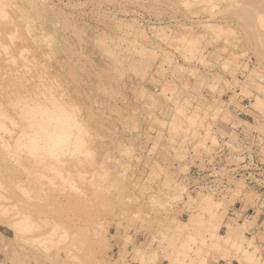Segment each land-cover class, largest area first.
Wrapping results in <instances>:
<instances>
[{
  "label": "rangeland",
  "instance_id": "1",
  "mask_svg": "<svg viewBox=\"0 0 264 264\" xmlns=\"http://www.w3.org/2000/svg\"><path fill=\"white\" fill-rule=\"evenodd\" d=\"M0 26V264H264V188L183 184L222 144L264 162V0H0ZM216 93L249 105L240 140L212 130Z\"/></svg>",
  "mask_w": 264,
  "mask_h": 264
},
{
  "label": "built area",
  "instance_id": "2",
  "mask_svg": "<svg viewBox=\"0 0 264 264\" xmlns=\"http://www.w3.org/2000/svg\"><path fill=\"white\" fill-rule=\"evenodd\" d=\"M233 152L225 144L215 146L210 156L203 157V165L195 161L183 176L185 190L192 193H222L243 179L248 184L264 188V162L259 161L253 151L240 147L234 154L238 161L230 162L228 154Z\"/></svg>",
  "mask_w": 264,
  "mask_h": 264
},
{
  "label": "bare ground",
  "instance_id": "3",
  "mask_svg": "<svg viewBox=\"0 0 264 264\" xmlns=\"http://www.w3.org/2000/svg\"><path fill=\"white\" fill-rule=\"evenodd\" d=\"M233 1L235 2V0H233ZM10 15H11V14H10ZM12 15H13V14H12ZM12 17H13V16H12ZM14 17H15V16H14ZM14 17H13V18H14ZM8 18H9V17H8ZM4 24H5V23H4ZM16 24H17V23H16ZM9 26H11V24H10ZM0 27H1V26H0ZM3 27H4V26H3ZM1 86H2V85H1ZM1 86H0V87H1ZM3 86H4V85H3ZM13 87H14V86H13ZM17 87H18V86H17ZM6 88H7V87H6ZM10 88H11V87H10ZM14 88H15V87H14ZM0 90H1V89H0ZM14 91H15V90H14ZM3 92L5 93L4 90H3ZM9 92H10V91H8L7 94H10ZM60 92H61V90H60ZM1 93H2V92H1ZM14 93H15L16 95H18V92H17V93L14 92ZM5 94H6V93H5ZM1 95H2V94H1ZM13 95H14V94H13ZM13 95L11 94V96H12L11 99H10V96H8V95H5V96H6L7 98L9 97V99L12 100V99H14V97H17V96H13ZM18 96H19V95H18ZM0 98H1V97H0ZM17 99H18V98H17ZM17 99H16V100H17ZM6 100H7V99H6ZM18 100H19V99H18ZM57 100H58L57 102H62L61 104H63V105H64L63 107H65V102L63 103V101H62L61 99H60V100L57 99ZM51 101H53V99H52ZM51 101H50V102H51ZM7 102L9 103V101H7ZM7 102H6V103H7ZM15 102H16V101H15ZM18 102H21V100L18 101ZM18 102H17V103H18ZM12 103H13V102L11 101V104H12ZM37 103L39 104V102H37ZM51 103H52V102H51ZM54 103H55V105H56V100H55V99H54ZM0 104H1V103H0ZM4 104H5V102H4ZM43 104H44V102L41 103V106H43ZM48 104H50V103L48 102ZM59 104H60V103H59ZM15 105H17V104L15 103ZM20 105H22V104H20ZM39 105H40V104H39ZM44 105H47V103L44 104ZM66 105L68 106V103H66ZM12 106H14V105H12ZM35 106H36V105H35ZM35 106H34V107H35ZM41 106H40V107H41ZM50 106H51V105H50ZM52 106H54V105H52ZM56 106H58V104H57ZM61 106H62V105H61ZM67 106L65 107L66 109L68 108ZM70 106H71V105H70ZM0 107H1V106H0ZM17 107H19V105H18ZM36 107H37V106H36ZM36 107H35V108H36ZM43 107H44V106H43ZM58 107H59V106H58ZM48 108L51 109V110H49V113H48ZM48 108H47V106H46V110H47V111H46V114L48 113L46 117L43 115V114L45 113V111H43V109L40 110L41 112L43 111V113H39V112H40V111H39L37 116H41V115L44 116L45 119L42 118V119H43V122H47V123H49L48 125L46 124L47 126H46V128H45V127H44V128L47 129V128L49 127L48 129H49L50 131L55 132L54 134L56 135V137H54V138H52V139L50 140V148L52 149V147H53L55 150H57V148L62 147V146L64 145V143H66V142L69 143V142H68V137H69V134L72 133V132H69V131H70V127H69V126H70V121H68L69 118H68V116H65V115L67 114L66 112L68 111V109H67V110L65 109V110H66V111H65V115H63L64 113L62 114V111H60V112L57 111V112H56L55 110H56L57 108L54 107V108H56L55 110L53 109L54 112H55V114L53 113V114L50 115V111H52V108H53V107H52V108L48 107ZM60 108H61V107H60ZM73 108H74V107H73ZM11 109H12V108H11ZM33 109H34V108H33ZM36 109H37V108H36ZM39 109H40V108H39ZM39 109H38V110H39ZM1 110H3V109H1ZM1 110H0V111H1ZM8 110H9V109H8ZM20 110H21V109H20ZM38 110H37V111H38ZM59 110H60V109H59ZM3 111H5V110H3ZM10 111H12V110H10ZM15 111H16V110H15ZM18 111H19V109H18ZM27 111H28V110H27ZM32 111H33V110H32ZM74 111H75V110H74ZM22 112H23V111H22ZM33 112H34V111H33ZM35 112H36V110H35ZM35 112H34V113H35ZM1 113H2V111H1ZM4 113H7V112H4ZM14 113H15V112H14ZM36 113H37V112H36ZM36 113H35V114H36ZM15 114H16V113H15ZM39 114H41V115H39ZM4 115H5V114H4ZM6 115H7V114H6ZM13 115H14V114H13ZM13 115H11V116H13ZM17 115H20V114H17ZM17 115H16V117H17ZM21 115H22V114H21ZM27 115H28V114H27ZM27 115H26V116H27ZM32 115H33V113H32L31 115L29 114V116H32ZM67 115H68V114H67ZM2 116H3V115H2ZM9 116H10V115H8V117H7L8 120H9ZM33 116H34V115H33ZM0 117H1V115H0ZM3 117H4V116H3ZM3 117H2V118H3ZM5 117H6V116H5ZM21 117H22V116H21ZM19 118H20V117H19ZM33 118H34V117H33ZM33 118H32V119H33ZM37 118H39V117H37ZM4 119H5V118H4ZM30 119H31V118H30ZM42 119H41V120H40V119H37L38 121H37L36 124L39 123L38 125H40V121H42ZM6 120H7V119H6ZM8 120H7V121H8ZM12 120H14V119L12 118ZM28 120H29V118H27L26 121H28ZM35 120H36V117H35V119L33 120V122H34ZM73 120H74V119H73ZM73 120H71V121H72V122H75V124H76V121H75V120L73 121ZM0 121H1V118H0ZM20 121H21V120H20ZM1 122H2V121H1ZM1 122H0V123H1ZM8 122H11V121L9 120ZM30 122H31V121H30ZM34 124H35V123H34ZM42 124H43V123H42ZM75 124H74V125H71V127L73 126V128H74ZM77 124H79V121L77 122ZM77 124H76L75 128H77L78 126L81 128L82 125L80 124L81 126H80V125L77 126ZM0 125H1V124H0ZM20 125H23V124L21 123ZM28 125H29V123H28L27 125L25 124V126H27V127H28ZM31 125H32V124H31ZM13 126H15V125H13ZM35 126H36V125H35ZM43 126H45V125L43 124ZM29 127H30V125H29ZM37 127H38V126H37ZM37 127L32 126V128H33L34 130H36L35 128H37ZM39 127H41V126H39ZM68 127H69V128H68ZM0 128H1V126H0ZM4 128H5V127H4ZM22 128H23V127H22ZM42 129H43V128H42ZM78 129H79V128H78ZM82 129H83V128H82ZM1 130H2V129H1ZM20 130H22V129H20ZM20 130H18V132H19ZM67 130H69V131H67ZM28 131H29V130H28ZM41 131H43V130H41ZM41 131H38V132H40L39 134H35V132H34V134L37 135V137H36L37 141H35V143H39V142H38V141H39L38 139H40L41 136H42V135H41ZM46 131H48V130H46ZM65 131H67V135H68V136L66 137V139H65V138H62V135H63V133H65ZM9 132H10V131H9ZM24 132H25V131H24ZM24 132H23V133H24ZM38 132L36 131V133H38ZM53 132H52V133H53ZM19 133H20V132H19ZM19 133H17V134L19 135ZM30 133H32V132H30ZM46 133H48V132H45V130H44V134H45V135H46ZM52 133H51V134H52ZM20 134H21V133H20ZM25 134L28 135V132H25L24 135H25ZM34 134H33L32 136H34ZM44 134H43V136H45ZM8 135H9V134H8ZM27 135H26V137H27ZM38 135H39V136H38ZM40 135H41V136H40ZM65 135H66V134H64V136H65ZM47 136H49V135H47ZM47 136H46L45 138H48ZM51 136H53V135H51ZM15 137H16V136H15ZM20 137H22V136H20ZM20 137H17V138H20ZM30 137H31V135H30ZM38 137H39V138H38ZM32 138H33V137H32ZM32 138H30V139H32ZM43 138H44V137H43ZM25 139H26V138H25ZM34 139H35V138H34ZM36 139H35V140H36ZM48 139H49V138H48ZM40 140H41V139H40ZM2 141H3V140H2ZM2 141L0 140V142H2ZM17 141H19V139H18ZM22 141H23V140H22ZM47 141L49 142V140H47ZM47 141H46V142H47ZM5 142H6V141H5ZM20 142H21V141H20ZM40 142H43V140H41ZM44 142H45V141H44ZM6 143H7V142H6ZM13 143L15 144V142H13ZM26 143H27V141H26ZM21 144H22V143H21ZM30 144H31V143H30ZM41 144H42V143H41ZM43 144H44V143H43ZM45 144H46V143H45ZM47 144H48V143H47ZM9 145H10V144H9ZM48 145H49V144H48ZM4 146H5V145H4ZM6 146H7V145H6ZM33 146H34V143H33ZM36 146H38V148H39V145H38V144H36ZM36 146H35V147H36ZM43 146H44V145H43ZM51 146H52V147H51ZM65 146H66V144H65ZM65 146L62 147V148H63V149H67V148H69V147H68V144H67V147H66V148H65ZM12 147L14 148L13 145H12ZM21 147H22V146H21ZM25 147H26V146H25ZM41 147H42V146H41ZM4 148H5V147H4ZM42 148H43V149H42ZM42 148H41V151H43L44 148H45V150H46V146H44V147H42ZM62 148H60L61 151H62ZM0 149H1V148H0ZM47 149H48V151H49L48 146H47ZM51 149H50V150H51ZM14 150H15V149H14ZM71 150H72V149H71ZM75 150H77V149H75ZM16 151H17V150H16ZM30 151H31V150H30ZM66 151H67V150H66ZM12 152H13V151H12ZM18 152H19V151H18ZM32 152H34V151H32ZM54 152H56V151H54ZM67 152H68V151H67ZM74 152H75V151H74ZM0 153H1V151H0ZM10 153H11V152H10ZM15 153H16V152H15ZM49 153H50V152H49ZM51 153L53 154V151H52ZM59 153H60V152H56V153H54V154H53L54 157H55V158L59 157L58 155H57V156L55 155V154H59ZM13 155H14V154H13ZM27 155H28V154H27ZM33 155H35V154H33ZM33 155H31V156H33ZM36 155H37V154H36ZM47 155H49V154H47ZM14 156H15V155H14ZM38 156H41V155H38ZM64 156H65V155H64ZM66 156H69V155L67 154ZM5 157H7V156H5ZM17 157H18V156H17ZM27 157H28V156H27ZM27 157H26V158H27ZM41 157H42V156H41ZM60 157H61V159H62V157H63V156H61V153H60ZM9 158H11V157L9 156ZM63 158H64V157H63ZM64 159H65V158H64ZM6 160L10 161L9 159H6ZM6 160H4V158H3V159L1 158L0 161H1V162L3 161V162L5 163ZM14 160H16V159H14ZM19 160H21V158H20ZM32 160H33V158H32ZM8 161H7V162H8ZM36 161H37V160H36ZM39 161H40V159H39ZM41 161H42V160H41ZM57 161H59L58 158H57ZM19 162H20V161H19ZM46 162H47V161H46ZM60 162L62 163L63 161H60ZM4 163H3V164H4ZM8 163H11V162H8ZM15 163H16V162H15ZM17 163H18V161H17ZM35 163H36V162H35ZM35 163H34V164H35ZM42 163H43V162H42ZM44 163H45V162H44ZM65 163H66V162H65ZM13 164H14V163H11V165H13ZM46 164H48V163H46ZM49 164H50V163H49ZM51 164H52V163H51ZM51 164H50V165H51ZM4 165H5V164H4ZM44 165H45V164H44ZM52 165H54V164H52ZM17 166H18V165H17ZM56 166H57V165H56ZM12 167H13V166H12ZM0 173H1V172H0ZM101 173H102V172H100V174H101ZM104 173H105V172H104ZM98 175H99V174H98ZM95 177H96V176H95ZM98 177H99V176H98ZM96 178H97V177H96ZM99 178H100V177H99ZM0 179H1V178H0ZM10 180H11V179H10ZM12 182H13V181H12ZM0 186H1V185H0ZM3 190H4V189H3ZM3 198H4V197H3ZM28 199H29V198H28ZM2 209H3V207L1 208V210H2ZM4 211H5V209H4ZM7 211H8V210H7ZM17 212H18V211H16V213H17ZM0 213H1V212H0ZM14 213H15V212H13V214H14ZM9 214H10V213H9ZM13 214H12V215H13ZM2 215H3V213H2ZM7 215H8V213H7ZM21 216H23V215H21ZM10 217H11V216H10ZM24 217H25V215H24ZM24 217L22 218L23 220H24ZM30 217H31V216H30ZM32 217H33V216H32ZM4 218H5V217H4ZM8 218H9V217H8ZM20 219H21V218H20ZM22 219H21V220H22ZM23 220H22V221H23ZM16 221H17V220H16ZM30 222H31V221H29V223H30ZM12 223H13V221H12ZM31 223H32V222H31ZM10 225H11V224H10ZM12 225H13V224H12ZM22 225H23V224H22ZM25 225H28V224H25ZM25 225H24V227H25ZM31 225H32V224H31ZM16 226H17V225H16ZM28 226H29V225H28ZM12 227H13V226H12ZM17 227H18V226H17ZM20 227H21V225H20ZM20 227H19V228H20ZM14 229H15V228H14ZM22 229H23V228H22ZM29 229H30V228H29ZM15 230H16V229H15ZM19 231H20V230H19ZM27 231H28V230H27ZM20 232H21V231H20ZM24 232H25V231H24ZM211 233H213V232H211ZM188 236H189V235H188ZM212 236H214V235H212ZM189 237H190V236H189ZM224 237H226L225 239H227L228 241H229V239H230V243H232V240H233V239H232L229 235H224ZM190 238H191V241H193V242L195 241L194 238H192V237H190ZM222 238H223V237H222ZM23 239H25V238H23ZM220 239H221V238H220ZM223 239H224V238H223ZM30 240H34V239H30ZM24 241H25V240H24ZM24 241H23V242H24ZM225 241H226V240H225ZM233 241H234V240H233ZM233 244H234V242H233ZM239 247H240V246H239ZM143 254H144V253H143ZM141 255H142V254H141ZM249 258H250L251 261L253 260V259H252V258H253L252 256L249 257ZM261 259H262V258H261ZM143 260H144V259H143ZM202 261H204V260H202ZM200 263H201V262H200ZM263 263H264V260H263ZM201 264H202V263H201Z\"/></svg>",
  "mask_w": 264,
  "mask_h": 264
},
{
  "label": "crops",
  "instance_id": "4",
  "mask_svg": "<svg viewBox=\"0 0 264 264\" xmlns=\"http://www.w3.org/2000/svg\"><path fill=\"white\" fill-rule=\"evenodd\" d=\"M162 81V79H158L153 73L148 72L144 81V88L150 92H158L160 91V83H162ZM213 99L217 101L216 103L218 105H222L224 110L228 109L229 111V114L221 115L212 122V130L218 137L219 142L224 143L235 137L237 140L243 138V134L246 133V129L250 123L243 114L245 113V110L248 109L249 105L244 103L243 100H238L235 103L230 102L229 97L226 98L225 95L220 97L217 93L214 94ZM161 103H163V101ZM236 202L242 204L239 200Z\"/></svg>",
  "mask_w": 264,
  "mask_h": 264
}]
</instances>
